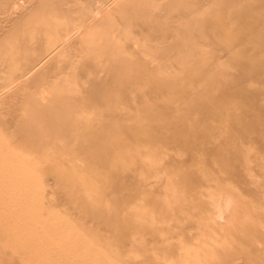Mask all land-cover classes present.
<instances>
[{
    "label": "rangeland",
    "instance_id": "1",
    "mask_svg": "<svg viewBox=\"0 0 264 264\" xmlns=\"http://www.w3.org/2000/svg\"><path fill=\"white\" fill-rule=\"evenodd\" d=\"M0 264H264V0H0Z\"/></svg>",
    "mask_w": 264,
    "mask_h": 264
},
{
    "label": "bare ground",
    "instance_id": "2",
    "mask_svg": "<svg viewBox=\"0 0 264 264\" xmlns=\"http://www.w3.org/2000/svg\"><path fill=\"white\" fill-rule=\"evenodd\" d=\"M207 114V113H206Z\"/></svg>",
    "mask_w": 264,
    "mask_h": 264
}]
</instances>
